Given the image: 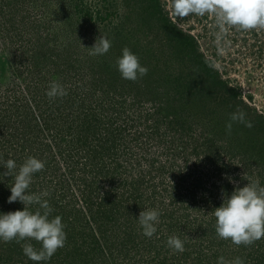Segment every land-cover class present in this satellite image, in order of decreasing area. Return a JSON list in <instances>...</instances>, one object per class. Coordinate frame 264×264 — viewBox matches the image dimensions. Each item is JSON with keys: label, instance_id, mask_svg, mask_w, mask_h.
Returning a JSON list of instances; mask_svg holds the SVG:
<instances>
[{"label": "rangeland", "instance_id": "obj_1", "mask_svg": "<svg viewBox=\"0 0 264 264\" xmlns=\"http://www.w3.org/2000/svg\"><path fill=\"white\" fill-rule=\"evenodd\" d=\"M99 35L111 47L92 55ZM125 46L148 68L136 80L116 68ZM53 80L65 95L46 94ZM237 110L251 126L228 131ZM30 155L45 167L29 191L48 190L66 241L37 262L22 246L39 242L0 240V264H264V237L222 239L212 214L222 192L264 185V26L221 32L213 13L177 17L171 0H0V158ZM5 171L0 211L22 209ZM150 207L149 237L136 218Z\"/></svg>", "mask_w": 264, "mask_h": 264}, {"label": "clouds", "instance_id": "obj_2", "mask_svg": "<svg viewBox=\"0 0 264 264\" xmlns=\"http://www.w3.org/2000/svg\"><path fill=\"white\" fill-rule=\"evenodd\" d=\"M173 13L177 17L189 13L203 15L211 12L215 16L221 32H227L230 27L252 29L264 26V0H171ZM82 45V44H81ZM82 47H85L82 45ZM111 47V40L107 35H99L91 47L92 55H102ZM117 71L121 77L136 80L147 74L148 68L140 63L136 53L128 47L121 50V55L115 61ZM46 94L50 98L63 96L66 89L57 80L49 83ZM225 123L228 131L232 128V121H240L250 127L251 122L246 121L245 113L241 110L233 111ZM0 165L6 169L2 174L12 176L13 182L9 187V203L20 201L22 209L3 212L0 211V240L17 242L29 238L39 242V247L31 242L22 246L23 253L33 261H47L58 248H62L66 241L65 225L60 215L51 216L53 211L48 190L39 192L29 191L33 181V174L45 167V161L35 156H27L22 163L8 158H0ZM230 182L238 185V181L228 176ZM37 205L33 210L30 206ZM43 210V211H42ZM215 217V231L222 239H230L233 243L250 244L254 240L264 237V185L259 181L247 182L243 186H235L230 194L222 192L219 206L212 210ZM160 211L155 207L145 208L136 218L145 236H152L157 231ZM169 247L184 250V241L176 235L169 236ZM218 264H244V260L237 256L226 260L224 256L217 257Z\"/></svg>", "mask_w": 264, "mask_h": 264}, {"label": "trees", "instance_id": "obj_3", "mask_svg": "<svg viewBox=\"0 0 264 264\" xmlns=\"http://www.w3.org/2000/svg\"><path fill=\"white\" fill-rule=\"evenodd\" d=\"M187 39H192V38H190V37H186ZM109 204V203H108Z\"/></svg>", "mask_w": 264, "mask_h": 264}]
</instances>
